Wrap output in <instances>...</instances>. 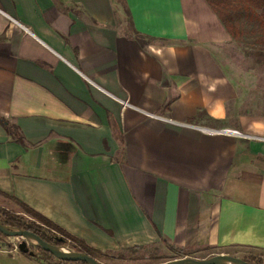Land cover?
Segmentation results:
<instances>
[{"label":"crops","instance_id":"1","mask_svg":"<svg viewBox=\"0 0 264 264\" xmlns=\"http://www.w3.org/2000/svg\"><path fill=\"white\" fill-rule=\"evenodd\" d=\"M235 44L206 0H0V118L23 140L0 122V191L105 253L264 249ZM4 242L0 264H43Z\"/></svg>","mask_w":264,"mask_h":264},{"label":"trees","instance_id":"2","mask_svg":"<svg viewBox=\"0 0 264 264\" xmlns=\"http://www.w3.org/2000/svg\"><path fill=\"white\" fill-rule=\"evenodd\" d=\"M213 11L217 14L226 30L235 40H241L245 31L242 30L241 24L244 20L257 24V38L254 42V50L246 52V55H253L256 61L263 63L264 59V0H206ZM1 124L7 129L8 133L15 140L23 142L21 135L18 133L16 126L8 125L7 121L0 118ZM0 195L7 197L17 205L23 212L31 216L27 219L20 214L14 213L5 207L0 206V222L7 226L16 227L31 231L37 234L44 241L56 246L62 247L63 244H69L74 251L84 252L93 257L100 263V258L106 256V253L89 246L83 239L71 234L52 220L48 219L18 198L8 196L0 191ZM4 236V234L0 233ZM142 248V246L129 247L127 249ZM253 249V248H252ZM259 252L250 251L244 257L249 264H264V249ZM22 253L30 258L41 261L43 264H86L83 261L61 260L55 258L50 252L42 250L36 245H28L26 251ZM101 264V263H100Z\"/></svg>","mask_w":264,"mask_h":264},{"label":"rangeland","instance_id":"3","mask_svg":"<svg viewBox=\"0 0 264 264\" xmlns=\"http://www.w3.org/2000/svg\"><path fill=\"white\" fill-rule=\"evenodd\" d=\"M241 28L245 31V35L241 40H235L236 58L239 63V69L243 70V74L246 75L245 92L243 94V105L245 111L260 113L264 115V59L263 63L256 61L255 56L246 55L247 50H254V42L258 36L257 24L244 20L241 24ZM13 202V201H12ZM14 203V202H13ZM16 204V203H15ZM17 205V204H16ZM16 207V206H15ZM6 208V207H5ZM19 210L8 209L14 213L20 214L25 218L31 219L32 217L23 212L22 208L17 205ZM0 239L5 244L10 242H17L34 245L29 239H23L19 236H6L0 235ZM65 250H72L69 244H63L61 247ZM228 254L242 258L248 254V252H259V249H252L247 247H234L228 248ZM217 253V250L213 249H199V250H184L181 248H173L166 244V246L149 245L142 248H136L133 250L123 249L118 252L106 253V256L100 258L101 264H161L165 261L181 258L191 257L196 259H205L213 256ZM264 258V256H263ZM264 260V259H263Z\"/></svg>","mask_w":264,"mask_h":264},{"label":"water","instance_id":"4","mask_svg":"<svg viewBox=\"0 0 264 264\" xmlns=\"http://www.w3.org/2000/svg\"><path fill=\"white\" fill-rule=\"evenodd\" d=\"M0 233L6 236H19L23 239H29L34 245L42 250L50 252L55 258L61 260L83 261L86 264H100L96 259L84 252L65 250L60 246L53 245L41 239L37 234L16 227H11L0 222ZM31 245V244H30ZM21 251H26L28 245L25 242L19 244ZM161 264H249L243 258H239L228 253H219L205 259H196L191 257H181L165 261Z\"/></svg>","mask_w":264,"mask_h":264},{"label":"built area","instance_id":"5","mask_svg":"<svg viewBox=\"0 0 264 264\" xmlns=\"http://www.w3.org/2000/svg\"><path fill=\"white\" fill-rule=\"evenodd\" d=\"M223 133H226V134H231V135H242L238 130L236 129H231V128H225L223 130H221ZM13 245L14 248H16L17 246V242H12L11 243Z\"/></svg>","mask_w":264,"mask_h":264}]
</instances>
